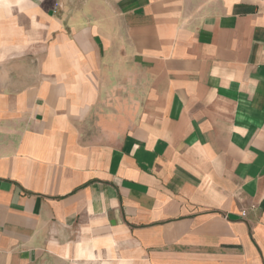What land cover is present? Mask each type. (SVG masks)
Wrapping results in <instances>:
<instances>
[{
	"label": "crops",
	"instance_id": "1",
	"mask_svg": "<svg viewBox=\"0 0 264 264\" xmlns=\"http://www.w3.org/2000/svg\"><path fill=\"white\" fill-rule=\"evenodd\" d=\"M0 264H264V0H0Z\"/></svg>",
	"mask_w": 264,
	"mask_h": 264
},
{
	"label": "built area",
	"instance_id": "2",
	"mask_svg": "<svg viewBox=\"0 0 264 264\" xmlns=\"http://www.w3.org/2000/svg\"><path fill=\"white\" fill-rule=\"evenodd\" d=\"M245 215H246V212H245V211H241V213H240V217H241V218H244Z\"/></svg>",
	"mask_w": 264,
	"mask_h": 264
}]
</instances>
